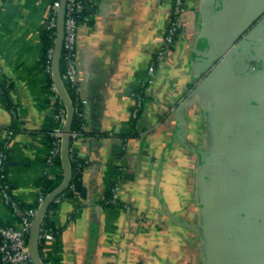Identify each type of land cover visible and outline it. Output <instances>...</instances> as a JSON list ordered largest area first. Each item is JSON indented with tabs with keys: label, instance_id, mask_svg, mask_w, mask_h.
<instances>
[{
	"label": "crops",
	"instance_id": "0c3cea01",
	"mask_svg": "<svg viewBox=\"0 0 264 264\" xmlns=\"http://www.w3.org/2000/svg\"><path fill=\"white\" fill-rule=\"evenodd\" d=\"M174 2L96 0L82 12L86 127L71 154L88 165L79 192L45 215L53 226L41 227L52 234L39 238L44 264H264V0H187L175 45L148 84ZM53 5L0 0L7 183L36 211L37 182L64 175L47 165L58 125L41 34ZM231 41L257 74L225 73ZM115 184L125 207L103 202ZM0 222L21 226L1 189Z\"/></svg>",
	"mask_w": 264,
	"mask_h": 264
},
{
	"label": "built area",
	"instance_id": "2783aa9c",
	"mask_svg": "<svg viewBox=\"0 0 264 264\" xmlns=\"http://www.w3.org/2000/svg\"><path fill=\"white\" fill-rule=\"evenodd\" d=\"M95 3L96 0H68L67 5L65 40L62 56V65H64L62 79L64 84H69L77 94V101L76 104H74L75 117L77 118L81 126L79 130H73V139H80L81 137H83L86 127L85 111L82 105L81 98L79 97L80 85L77 65V42L78 31L80 27L79 16L83 11H85L88 6L94 5ZM59 8L60 0L56 1L53 5L54 18L53 22L51 23V28L57 29ZM187 11V0H175L173 8V19L167 30L163 45L159 50H157L155 59L148 70V84L152 83L154 80V76L157 70V64L163 62L166 59L170 50L175 45V42L180 34L179 32L181 31V21L183 20ZM53 56L54 48L49 51V60L45 69L47 73H50L51 75L53 71ZM50 88L55 95V102H58L60 105L55 115L56 121L58 122V127L51 134L53 140L47 157V165L55 166L57 164V160L61 157L64 129L67 120V109L55 82L51 85ZM142 101L143 95L140 93L137 94L136 105L133 111V115L135 118L138 115V107L141 106ZM62 103L64 104V106L62 105ZM7 144L8 142H6V146ZM6 159L7 157L4 153V147H2V143L0 140V189L3 195L4 203L19 217L21 223V226L18 228L0 222V264H34L29 249V234L37 211L35 209L26 207L11 195L9 185L7 183ZM72 160L75 162L76 171L78 172L82 171L88 165L87 161H80L79 158L74 155L71 156V162ZM120 188L121 187L119 186V184H115L112 187V196L106 200L107 204L125 207L124 204H120ZM67 190L76 191L77 183H73L71 181ZM64 192L60 194L54 201L60 202L61 197L63 195H66ZM47 196L48 195H46L40 189L39 205L44 202ZM41 238L52 239V234L47 230L41 229L40 239Z\"/></svg>",
	"mask_w": 264,
	"mask_h": 264
},
{
	"label": "water",
	"instance_id": "95a60500",
	"mask_svg": "<svg viewBox=\"0 0 264 264\" xmlns=\"http://www.w3.org/2000/svg\"><path fill=\"white\" fill-rule=\"evenodd\" d=\"M67 5L68 0H60V8L58 11L57 18L56 39L54 44L52 71L54 82L60 92L61 98L67 109V120L65 123L64 137L61 150V161L64 175L61 184L52 193H50L46 197L44 202L39 206V209L33 220V224L29 234V249L34 264H44L40 254L39 239L44 217L54 200L69 187L73 175L71 164V148L73 142L72 133L73 122L75 118V107L62 79V56L65 40ZM223 59L225 60L226 65L225 73H227L228 75L249 76L252 74H257L259 71V69L252 67L251 60L246 59L242 54L238 52L234 41H231V43L227 46V49L223 54ZM208 264H211V261Z\"/></svg>",
	"mask_w": 264,
	"mask_h": 264
},
{
	"label": "trees",
	"instance_id": "16d2710c",
	"mask_svg": "<svg viewBox=\"0 0 264 264\" xmlns=\"http://www.w3.org/2000/svg\"><path fill=\"white\" fill-rule=\"evenodd\" d=\"M53 3H55L56 1H59V0H52ZM84 13V11H83ZM81 13L80 16H79V21L82 22L84 20V14ZM41 38H42V42H43V65H44V68L46 69V66L48 64V60H49V51L54 48V44H55V38H56V28H51V26H47L43 31H42V34H41ZM64 71V65H62V72ZM49 75V82H50V87L51 85L54 83V79L52 77V75L50 73H48ZM66 89L73 101L74 104H76V101H77V94L75 93L74 89L69 85V84H66ZM62 105L64 106V104L62 103ZM56 106V112L58 111V107L60 106L58 102H56L55 104ZM133 123V126L136 127V123H137V120L136 119H133L132 121ZM56 125H58V122H56ZM80 123L79 121L77 120V118L75 117L74 118V122H73V130H79L80 129ZM73 143V142H72ZM71 156H73V154H71ZM72 164V169H73V179H72V182L73 183H77V189H78V186L80 185V172L76 171V165H75V162L72 160L71 162ZM57 165H59L61 168H62V161H61V158H59L57 160ZM63 180V175H62V172L56 177V178H50L49 176H44L42 177L38 182H37V186L38 188H40L46 195H49L50 193H52L62 182ZM79 192V190H77V193ZM66 195L70 196V197H73L75 196L76 194V191H71V190H66L64 192ZM112 196V192H111V189L108 191V193L106 194V197L105 199H103V202L104 203H107L106 200L108 198H110ZM37 205H35L34 207H31V206H26L28 208H32L34 209L35 207H37ZM57 207V204L55 202H53L50 206V208L54 209ZM43 228H46L48 229L49 227L53 226L52 222L49 221V218L48 217H45L44 220H43ZM48 226V227H47Z\"/></svg>",
	"mask_w": 264,
	"mask_h": 264
}]
</instances>
